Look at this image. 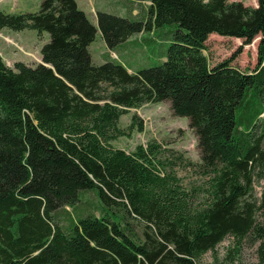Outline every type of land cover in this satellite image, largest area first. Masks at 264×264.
Here are the masks:
<instances>
[{
	"label": "trees",
	"instance_id": "obj_1",
	"mask_svg": "<svg viewBox=\"0 0 264 264\" xmlns=\"http://www.w3.org/2000/svg\"><path fill=\"white\" fill-rule=\"evenodd\" d=\"M132 1L150 3L140 18L95 13L109 51L174 29L156 35V63L131 73L107 55L92 63L97 29L74 0L0 11V31L48 34L40 64L10 68L0 58V264H201L229 236L237 253L245 239L262 240L264 261V186L258 201L253 190L255 176L264 180V0ZM213 34L243 46L260 37L255 68L232 66L235 54L210 66ZM165 102L197 138L209 176L202 207L161 171L160 146L126 153L111 144L143 131L135 114L121 130V116Z\"/></svg>",
	"mask_w": 264,
	"mask_h": 264
},
{
	"label": "rangeland",
	"instance_id": "obj_2",
	"mask_svg": "<svg viewBox=\"0 0 264 264\" xmlns=\"http://www.w3.org/2000/svg\"><path fill=\"white\" fill-rule=\"evenodd\" d=\"M42 0H0V11L7 14L35 13L40 9ZM78 9L84 12L89 22L97 29L95 39L90 44L89 53L94 65L102 63L101 53L106 50L97 28L96 14L89 10L87 0H74ZM251 3V0H246ZM173 26L166 25L157 30V36L164 35L166 30L172 31ZM7 36V37H5ZM11 36L13 38H8ZM260 37L253 40L250 45L243 46L242 40L210 35L206 41L204 52L209 65L214 66L230 57L236 55L232 66L243 71H252L257 63L256 47ZM48 34L38 36L35 31L24 30L13 32L7 29L0 31V58L7 67H13L14 63L21 62L28 66H36L41 63L40 49L47 43ZM162 46L149 44L148 49L151 60L140 62L138 67L148 68L156 63L158 53L162 52ZM143 121V131L132 132L130 137H120L112 146L124 150L126 153L134 151L136 146L146 145L153 142L160 146V154L157 160L161 162V171L176 177L179 186L186 191L191 198L193 208L204 206L207 198V183L209 176L200 167V154L197 148V138L190 130L187 118L173 116L168 102L161 104H147L138 109H130L126 115L120 117L118 127L125 130L133 115ZM264 150V141L262 145ZM264 180L253 178L254 199L259 200ZM89 192H83L81 198H87ZM91 197V196H88ZM95 202H98L95 198ZM257 222L263 226L264 216L256 215ZM136 234L141 233V227L133 222ZM262 240L245 239L240 244L239 252H235L233 238L226 237L214 252L205 254L200 260L201 264H211L215 258L220 264H264L258 250Z\"/></svg>",
	"mask_w": 264,
	"mask_h": 264
},
{
	"label": "crops",
	"instance_id": "obj_3",
	"mask_svg": "<svg viewBox=\"0 0 264 264\" xmlns=\"http://www.w3.org/2000/svg\"><path fill=\"white\" fill-rule=\"evenodd\" d=\"M228 1L241 2L244 5L251 7L257 6V0H251V3H248L246 0ZM87 3L92 14L96 13L97 11H101L120 17L130 16L132 18H140L141 15L148 10V7L150 5V3L147 1L136 2L132 0H87ZM156 34L157 30L154 28L150 33L141 32L130 37L125 43L118 46L114 51H109L107 48L105 51L102 50L101 57H103V55H107L110 59L118 60L120 62L122 61V64L126 66L128 72L131 73L132 71L138 69V64L142 62L146 58V56H148V45H158L162 42V38L156 37ZM8 38L13 37L8 36Z\"/></svg>",
	"mask_w": 264,
	"mask_h": 264
}]
</instances>
